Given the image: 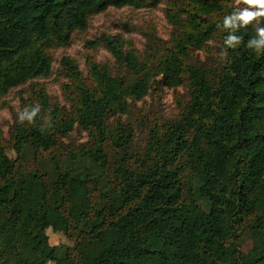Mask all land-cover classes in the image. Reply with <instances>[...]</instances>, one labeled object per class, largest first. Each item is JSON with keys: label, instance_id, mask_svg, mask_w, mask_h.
<instances>
[{"label": "trees", "instance_id": "16d2710c", "mask_svg": "<svg viewBox=\"0 0 264 264\" xmlns=\"http://www.w3.org/2000/svg\"><path fill=\"white\" fill-rule=\"evenodd\" d=\"M165 3L167 38L120 34L110 58L62 55L0 128V264H264V45L225 28L238 0ZM146 0H0V98L53 73V53L109 9ZM264 28V19L259 23ZM229 36L240 43L229 47ZM91 49H93L91 47ZM175 95L177 115L162 97ZM71 243L51 246L48 215ZM247 238L251 248L244 253Z\"/></svg>", "mask_w": 264, "mask_h": 264}, {"label": "rangeland", "instance_id": "374dc122", "mask_svg": "<svg viewBox=\"0 0 264 264\" xmlns=\"http://www.w3.org/2000/svg\"><path fill=\"white\" fill-rule=\"evenodd\" d=\"M155 1L156 0H146L147 7L143 9H109L103 14L93 17L85 33H75L69 47L57 50L53 53L55 64L53 73L49 77L33 80L31 83H26L12 89L5 96L0 98V128L4 130V133H7V130H9V126L13 121V115L18 113L21 100L30 95L32 90L39 92L40 89H44L49 97L62 102L60 92L62 79L56 72L58 60L62 55L70 57L83 68L87 56H92L101 63H105L109 60V54L106 50L99 47L100 45H91L93 49L87 45L88 41L99 43L98 41L104 33L109 35L118 33L123 39L131 42L138 48H142L144 44V32L152 31L157 36L167 38L169 35V26L164 18L166 6L164 2L156 3ZM182 93V90L176 93L169 90L164 91V95L161 99L164 115L166 117L173 118L177 115L178 109L175 103V95H180ZM56 217H58V215L55 212L49 213L48 220L50 223L47 234L50 245L57 248V256H62L65 249L70 246L71 243L65 238L62 232L66 222ZM251 245V241L245 238L242 243L241 251L246 253L251 248Z\"/></svg>", "mask_w": 264, "mask_h": 264}, {"label": "clouds", "instance_id": "9594fccd", "mask_svg": "<svg viewBox=\"0 0 264 264\" xmlns=\"http://www.w3.org/2000/svg\"><path fill=\"white\" fill-rule=\"evenodd\" d=\"M238 3L242 4L243 6L238 12L234 10L231 15H225L224 27L234 29L237 25V22H239V26L241 28H245L255 22V31L256 35L259 37V40L249 43L247 47L251 49L252 43H256V51L259 52L260 46L264 45V28L259 27L260 21L264 19V0H238ZM239 43V38L234 36H229L225 40V44L229 47H235Z\"/></svg>", "mask_w": 264, "mask_h": 264}]
</instances>
